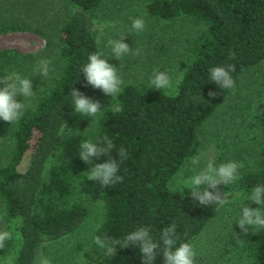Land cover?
Returning <instances> with one entry per match:
<instances>
[{
  "label": "trees",
  "instance_id": "trees-1",
  "mask_svg": "<svg viewBox=\"0 0 264 264\" xmlns=\"http://www.w3.org/2000/svg\"><path fill=\"white\" fill-rule=\"evenodd\" d=\"M64 1L70 11L56 33L58 69L13 124L10 148L0 164V219L4 231L11 234L0 249V264H33L42 244L79 226L88 208L77 187L88 180L92 166L79 158V145L103 136L115 145L111 155L120 163L118 175L123 180L109 187L95 181L101 215L91 234L93 256L81 264H142L138 245H118L121 248L112 257L94 242L95 237L123 241L138 226L150 225L158 240L162 229L175 223L179 244L189 242L215 214L218 206L200 205L185 188L170 189L167 183L196 153L200 125L229 91L210 81L209 69L234 64L231 75L236 83L244 71L264 59V0H146L143 10L150 18L172 20L186 15L201 26L189 42L187 55L178 62L181 77L171 94L122 85L114 104L95 118L87 135H63L62 127L74 111L72 87L83 93L86 80L81 68L87 55L99 50L91 17L99 0ZM29 59L28 53L0 49V76L8 73L4 65L17 67ZM210 91L216 95L210 97ZM117 106L121 111H114ZM256 112L260 117L256 158L250 167L239 170L236 180L246 197L253 186L264 184V99ZM120 148L128 153L122 162L117 155ZM106 159L101 156L93 163ZM7 255L8 261L3 262ZM154 264H163L161 254ZM242 264H264V228L249 233Z\"/></svg>",
  "mask_w": 264,
  "mask_h": 264
},
{
  "label": "rangeland",
  "instance_id": "rangeland-1",
  "mask_svg": "<svg viewBox=\"0 0 264 264\" xmlns=\"http://www.w3.org/2000/svg\"><path fill=\"white\" fill-rule=\"evenodd\" d=\"M145 2L146 0H99L91 13L94 21L93 35L96 42L98 38L101 41L100 44L97 43L98 49L103 48L106 54L110 52L105 47L106 42L118 39L121 35H125L123 42L132 47L133 52L137 48L141 50L138 56L129 53L119 60L109 54L108 62L119 69L123 85L130 83L140 91H147L151 89V71L162 67L172 78V87L162 90L171 94L181 77L178 62L187 55L189 42L201 26L186 15H178L172 20L150 18L144 14ZM69 7L64 0H0V49L12 48L31 55L28 62L17 67L3 66L8 73L15 72L30 79L34 96L16 97L17 101H24L26 108L34 103L40 90L56 74L59 65L56 33L70 11ZM134 18L144 19L145 27L142 32L132 29ZM41 58L52 61L53 70L47 77L35 72ZM83 94L99 101L103 110L114 104L113 98L87 82ZM263 99L264 59L241 74L223 102L203 121L197 134L198 150L186 158L169 179L168 187L181 188L176 185V178L181 171H188L185 166L196 154L214 157L217 164L229 160L242 162L244 167L240 170L250 167L256 158L260 123L256 106ZM95 118L81 116L73 111L64 121L62 134L87 135L95 125ZM12 126L13 124L0 119V164L5 161L10 148L9 132ZM189 175L190 173H185L184 178L187 179ZM187 187L186 184L183 186L190 192ZM218 188L225 192L230 202L218 206L204 228L189 242L197 252L196 264H242L245 261L249 233L253 228L248 226L247 233H243L236 221L239 219L241 203L251 206L236 186V181L228 186L219 185ZM77 190L87 205V214L73 231L42 244L33 264L41 255L48 257L51 264H81L93 256L91 234L101 215L99 187L95 181L87 180L79 183ZM4 230L0 219V231ZM9 256L4 257L3 262H7Z\"/></svg>",
  "mask_w": 264,
  "mask_h": 264
},
{
  "label": "clouds",
  "instance_id": "clouds-1",
  "mask_svg": "<svg viewBox=\"0 0 264 264\" xmlns=\"http://www.w3.org/2000/svg\"><path fill=\"white\" fill-rule=\"evenodd\" d=\"M132 29L136 32H142L145 27L143 18H134L132 20ZM125 35H121L118 39H109L105 47L110 49L106 54L103 48L92 51L87 55V61L81 70L87 84L93 88L100 89L105 95L115 98L122 91L124 83L119 69L108 62L109 54L116 59L132 53L140 55L141 50L137 48L135 52L132 47L124 43ZM97 43L101 41L98 38ZM234 58V54H232ZM52 61L48 58H41L35 68V72L39 75L47 77L52 69ZM235 71L234 64H226L214 66L209 69L210 81L215 82L221 89L231 90L235 86V80L231 75ZM172 87V78L167 70H154L150 78L149 88L156 90L170 89ZM32 91V83L28 77H21L18 73H6L0 76V119L8 122L10 125L17 123L24 115L26 105L23 100L17 101L16 97L30 98L34 96ZM208 95L213 97L215 92H209ZM71 105L74 111L81 116L95 118L102 112L99 101L92 100L85 96L82 92L72 87ZM119 112V106L114 108ZM79 158L86 164L92 165L87 171L88 180L99 181L102 187L111 186L123 180L118 175L120 163L117 158L111 154L115 148L112 140L103 136L95 141L86 139L79 145ZM120 162L127 158L128 153L124 148H120L117 153ZM101 156L107 157L103 163H93L94 160ZM203 162V166H201ZM188 171H181L176 178V185L183 188L186 184L190 190L191 199L200 205L224 206L230 201L226 197L225 192H221L219 185L228 186L238 180L239 170L244 167L242 162L229 160L217 164L214 157H206L205 154H196L190 158L185 166ZM185 173H190L187 179L184 178ZM184 192V191H183ZM245 200H251L257 207L251 208L243 205L240 206V215L236 224L241 232L247 233L248 226L251 228H264V184L255 185L252 191L247 195ZM244 200V201H245ZM233 235H236L235 233ZM11 239L8 231H0V249L5 247V242ZM176 232V224L172 223L164 227L161 231L159 239H155L152 235L150 225L138 226L134 231L128 233L123 241L113 238L107 240L99 236L95 237V243L101 248L106 249V255L114 257L116 255L118 245L122 248L129 246H139L142 254V264H154L157 254L163 256V264H196L197 252L190 242H179ZM162 242L163 247H160ZM35 264H51V260L46 256H39Z\"/></svg>",
  "mask_w": 264,
  "mask_h": 264
}]
</instances>
